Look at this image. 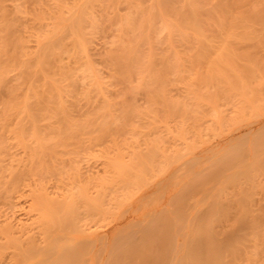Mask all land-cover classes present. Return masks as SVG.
<instances>
[{
    "label": "rangeland",
    "instance_id": "obj_1",
    "mask_svg": "<svg viewBox=\"0 0 264 264\" xmlns=\"http://www.w3.org/2000/svg\"><path fill=\"white\" fill-rule=\"evenodd\" d=\"M86 1L87 0H0V71L2 70L1 72L3 73L0 77V79L2 78L0 81V264H15L16 260H18L17 256L20 249L24 248L26 244L25 238L29 235H32L38 243L41 241L43 242L45 233L39 223L43 212L42 207L44 205L42 204L40 207L36 206L39 198L61 200L69 197L71 194H73L71 196L77 197L81 189H84V186H86V190L88 188L86 193L89 192V197L92 196L95 198L101 186H105V188H103L106 189L109 198L115 195L118 197L119 191L121 192V187L119 189L118 187L122 180L121 175L117 178L118 174H120L118 170L123 165H126L128 171L130 169L131 174L135 173V171L137 172L134 175H141L140 173H142L141 180L138 181V183H141H135L134 185L136 186L133 185L129 188V190H131L130 194L133 192L131 196L132 199L129 196L130 194L126 195L129 197L128 199L124 197L126 200H121L122 198L119 199L121 202H126L122 203L123 207L120 209L117 208V205L118 207L121 206L120 201L115 202L116 205H114V202L110 201L109 203L108 200L105 203V205L109 206L107 209L108 211L111 208L108 213L107 210L105 211L108 206H104L103 209H100L95 205V201L93 200L94 202L90 201V213L86 210L87 205L84 204V200L79 203V210L82 211L84 218H86L88 222L86 223L87 226H92H90L88 232L92 240L90 247L93 252L90 254V256H92V261H90L89 264H102L101 260H103V258L105 260L106 257L110 260L117 249V245L113 240L114 238L118 235L127 234L131 229H137L149 223L154 219L153 217H156V214L166 211L167 209L170 210L171 207V209H181L185 212L183 213V218L185 220L181 219L178 224L179 227L177 228L178 233L175 232L173 237V243L176 242L175 245H181L184 236L188 235L186 233L192 231V229L190 230V225L192 228L195 220L194 217L197 216L196 213L205 211L209 202L216 197L219 191V193H222V190V194L226 198L229 197L228 199H231L230 197H232L234 193L239 194L234 195L236 199L232 197V206L236 205V208L232 207L231 216L229 215L230 218L228 216L229 220L225 218L223 220L224 222H219L217 224L223 223V225H219V229L220 227L222 229H218V231L224 234L223 231L231 228V226L232 228L237 227L239 223L237 220L240 219L239 216L244 215L242 211L247 210L245 205H247L248 208V205L251 204L250 208H248L249 213L247 210L245 211V215L246 212L248 217L252 214L254 219L252 218L251 226H257L256 231L258 233L259 229L261 234L260 232L258 234L262 236L264 234V229H262L264 228V160H262V164L259 163V165H262L261 168L263 170L260 169L258 164V169L261 171L259 172L257 167H253V169L256 168V170H252L253 174L258 170V180L256 177L257 173L252 176L250 170L248 174V176L250 175L249 177L243 175L238 177L239 179H235L233 181L234 183H224L222 177L226 179V177L228 178L230 176V173L234 170V168L231 167L228 168L230 170L227 169L228 172L223 171L222 177L219 179L216 176H208L210 180H206L202 183L203 185L200 184L202 189H200L201 187L198 185V187L194 186L195 192L192 189L193 187L191 188V193H187L188 190L182 192L186 187H190V183L187 182L189 178V182H192V176H196L195 174L199 172H205L204 174H206L211 167L210 164L212 160L236 142L244 140L248 145H246L247 149L252 150L254 147L252 144H254V140L256 139H253V137H258L264 130V63H262V61L264 62V31L262 32L260 30V25H256L257 27L255 26L258 31L253 35L254 39L256 38L257 40H253V37H251V39H246V41L239 38H233L234 40H232L235 41V43H233L234 47L236 46V50L239 48L241 51H244V53L245 51L246 53H251L253 51L254 53L252 52L251 54H255V58L261 62V66H257V69H255L257 72L254 71L253 76V72L248 73V75L245 72L244 90L240 91L242 95L238 94V91L234 92L231 90L232 93L234 92L232 95V93L228 91L230 89H228L229 86L225 80V83L222 82L223 80H219L220 82L218 81V83L215 81L217 84L215 85L214 81L208 82L202 79L203 74L201 75L200 72H205V66L194 57L196 54L195 50H197L198 47L196 37L193 38L194 36L191 34L192 32L190 30H182V28H179L174 19V13H172L174 10L170 9V11H168L159 0H156L157 2L155 0H88L90 1L89 3ZM200 1H203L204 3L202 2V4L204 5L211 6L221 0ZM227 1L229 2L231 0ZM232 1L238 3L239 10L237 9L231 12L233 13V17H230L232 15L227 16L230 20L236 18L239 14V16H245L251 9H257L255 8L256 6L258 8L264 6V0ZM84 5L85 7H82ZM150 7H152V9L153 7L155 8L152 12H159L155 18V14L152 15V13L147 12ZM81 8H85V11L88 12L87 14L90 17L85 27L86 35L89 38L85 48L76 49L73 46L72 36H69L64 40L63 47L60 49L58 55L53 58L51 63L42 65L37 63V55L40 52V42L48 41L53 38L54 33L57 32V27L59 26L60 30L64 25L70 23L71 14L73 13V17V15L82 10ZM242 12L245 13V15L242 14ZM148 13L150 15H148ZM128 18L132 21L129 25L126 23V19ZM7 19H9L10 22L6 21ZM153 20L156 21L155 25ZM171 21L174 23L173 25L175 28L171 25ZM142 22L145 26L144 24L141 25ZM5 23L6 25L12 24L13 30L9 25L7 26L11 28L9 29L8 27L7 30ZM207 24H209L207 25L208 31L213 28L216 32L211 30L210 33L216 34V23L209 21ZM166 25L168 28H166ZM210 26H212V28ZM1 28L5 30V33L8 32L6 34L8 38H6ZM174 29H176V31H173ZM180 30H182V33ZM183 31L185 33L187 32L186 34L188 36H186V34L183 35ZM172 32L174 33L172 34ZM2 34L4 39L6 38V40H3L4 42L6 41L7 44L3 43ZM147 35L148 40L146 41L144 39ZM12 40H14L13 43ZM16 40L18 43L20 42V45H14ZM151 40H154L152 44L150 43L152 42ZM138 43H141V47L142 43H145L142 48L140 47L141 52L144 53L142 56L143 58L145 57V59H143L144 62L148 60L144 63L145 66L143 63L142 65L140 63V67L142 66L141 69L144 71L141 72V69L138 67L141 74L137 72L139 69L136 68L137 70L134 69L135 72L133 70V73H135L133 76H131L132 73L130 75L127 74V76L126 74L121 75L116 69L117 66L113 56L118 54V51L121 52L130 47V45L132 46V44ZM152 55L156 60H153ZM147 56L148 58H146ZM163 59L164 61L161 63ZM157 60L158 62H156ZM166 60L169 62L171 60V62L168 63ZM155 62L156 64H153ZM164 62L171 65L167 68V73L161 70L165 69ZM197 62L199 63L198 65ZM157 64H159V66ZM87 65H90L91 68L85 71ZM153 67L155 69H153ZM62 68H65L68 72L66 77H62L61 74H59ZM144 68H147L146 71ZM260 68H262L263 71H261ZM241 69L242 67L240 70ZM158 71L166 75V78L162 77L163 83H157L155 81L156 75L159 74ZM153 72L155 74L154 76L151 75ZM138 73L140 75H138ZM148 75H151L150 78ZM146 76L149 80L152 79L150 83L152 82L151 84H154V87L155 84L156 86L158 85L159 88L163 85L162 91L161 89L158 90V86L153 88V85H150L151 87H148L150 83L145 85L147 83L145 81L148 80ZM198 76H200L199 78H201L204 83L199 80ZM247 79H249L248 82ZM206 82L208 85L205 86V84H207ZM143 85H145V88H143ZM209 85L212 86L209 87ZM225 86H227L226 88L228 90L224 88ZM156 88H158L157 92L161 91L163 93L161 96L162 98H159L161 101L156 100L160 97L159 94L156 95L155 92V95H153V91H156ZM219 88L224 89H222L223 91H219L217 90ZM248 88L252 90V92H248ZM257 88L260 90L257 91ZM218 91L219 93L222 91V94H219ZM226 91H228V93H225ZM243 92H246L245 95L248 98L243 95ZM165 97L166 100H163ZM162 101L164 102L162 103ZM166 101L173 106H179L178 108L181 111L179 112V109H174L175 111L173 109L172 111L169 110L166 106ZM177 102L181 105H178ZM53 103L54 105H52ZM46 104L52 105V108H50V106L46 107ZM181 108H183L185 112ZM166 109L168 112H166ZM177 112L181 114H177ZM254 112H256V115L253 114ZM64 119L69 120L72 124L77 123L82 126L78 135L73 136L66 132L67 124L64 123ZM93 122H95V125H92ZM35 123L38 125L41 135L35 132ZM100 124L103 126L105 133L102 128L93 131L95 130V126L98 128V126H101ZM65 136L67 139H65ZM63 140H66V142L63 143ZM247 141L249 142L247 143ZM52 142L60 143L58 144L60 147L57 146L59 148L56 149L57 151L55 150L56 152H52L53 150L49 146ZM43 143L44 145L50 143L44 146V148L50 149H43L45 152L41 156L42 160L36 159L37 161L35 162L33 154L35 148L37 146L40 150L41 148L39 146L41 144L43 145ZM149 144H155L159 146H157L158 148H161L160 155L164 160L163 158L157 159L160 157L159 155L156 157V163L153 165L146 164L141 156L147 152H144L145 150L150 148ZM188 147L190 152L188 150L184 151ZM31 149H33V152ZM263 149L264 144L260 149L259 158L264 157ZM182 151L184 152L178 155L179 152L181 153ZM171 154L173 155L171 156ZM133 157L135 160H132ZM176 157H178L177 160ZM166 161H168L167 165ZM112 162L114 167H112ZM135 162L137 164H135ZM159 162H161V166H159ZM202 162L204 163L201 164ZM130 163L132 165H129ZM183 164L186 168H182ZM142 165H144V167ZM242 166L241 169L246 168L245 164ZM134 167H136V170ZM138 167L142 168L139 169ZM155 169L157 172H155ZM189 169L191 171H189ZM147 170H149V172H147ZM150 171L153 173L151 174ZM241 177L245 178L243 179ZM240 179L242 181H239ZM186 183H188L187 186ZM250 183L251 186H248ZM214 184H216L215 187ZM232 185H235L234 188ZM243 186H245L246 189H243ZM79 187L80 191L78 192ZM133 187L134 189L132 190L131 188ZM210 187H212V190ZM228 188L232 192L229 191ZM235 188L238 190H235ZM240 188H242L243 191ZM136 189L140 190H138L139 193H137L138 191ZM204 191L207 193H202ZM209 191L210 193L208 195ZM239 191H241V193ZM164 193L165 196H163ZM181 193L187 194H184L186 200L184 198L183 200L181 199ZM194 193H196V195ZM134 194H136V196ZM228 194L231 195L229 196ZM243 194H246L245 196L248 198H245ZM189 195L190 197L192 196V198L188 199ZM252 195H254V200ZM199 198L203 201L200 202ZM247 200H251V203ZM198 201L199 203L197 205ZM93 203L94 206L92 205ZM192 203L195 204V207L192 206L194 205ZM166 207L168 208L166 209ZM116 209H118V213L116 212L117 215L115 212H112ZM238 209H240V211ZM241 209L243 210L241 211ZM234 211H236L235 213L237 215H234ZM234 216L235 219L232 218ZM247 216L246 219L248 220ZM236 217H238L237 220ZM225 220L228 221L225 223ZM233 220H236V222ZM254 220L262 227L259 228L258 224H254L256 222L253 223ZM143 221L147 222L143 223ZM232 221L235 223L232 224ZM135 222H138L139 226L138 224L135 225ZM247 227L249 228V226ZM247 227L245 229L250 232V229ZM90 229H93L92 232H90ZM245 229L243 232L246 234L247 231H245ZM243 232H238V241L245 238L243 241L246 243L243 241H241L243 242L241 243L239 241L240 248L238 250L239 253L235 255L236 258L234 259L232 256H228L229 260H231L230 264H249L248 260H252L250 258L253 256L255 259H253V261H256V264H264V237L262 238L260 236L259 238L256 233L255 239H251L255 241L257 237L259 238H257L256 244H259L257 247L255 244L256 241H249L248 235H245ZM242 234L245 236H242ZM20 239H24L25 243L23 241L21 242ZM100 239L103 240V244ZM246 239H248V241ZM241 244L242 248L245 246V249L241 248ZM253 244L255 249H253ZM95 245L97 247H95ZM101 246L104 247L103 250L100 248ZM99 248L100 251L98 250ZM240 250L243 252L241 253ZM108 252L111 253L109 254ZM255 252H258L256 256ZM238 254H240V256ZM253 261H251V263Z\"/></svg>",
    "mask_w": 264,
    "mask_h": 264
},
{
    "label": "bare ground",
    "instance_id": "obj_2",
    "mask_svg": "<svg viewBox=\"0 0 264 264\" xmlns=\"http://www.w3.org/2000/svg\"><path fill=\"white\" fill-rule=\"evenodd\" d=\"M90 1L87 0L86 2L89 3ZM159 1L163 4V6H164L165 9H168V11H170V9L171 10H174V12L172 11V13H174V19H175V21L177 23V26L179 28H182V30L183 29L190 30L192 32L191 34L194 36L193 38L196 37L197 43H198V47H197V50H195L196 54L194 55V57H196L197 60L199 62H201L205 66L204 67L205 72L204 71H201L200 72L201 75L203 74L202 75V79H204L205 81H208V82H210V81H212V82L214 81L215 82L216 81L217 83H218L219 80L220 81L223 80L222 82L223 83L226 82L227 85L229 86L228 89H230V90H228L226 88L227 86H225L224 88H226V90H228L230 92H231V90L234 91V92L235 91H238L239 92L238 94L242 95V93H240V91H243L244 90V80H245L244 79V76H245L244 74L247 73V75H248V73H252L253 72V74H252V76H253L254 75V71H256L255 69H257V66L258 67L261 66L260 65L261 62H259L255 58L256 57L255 54L254 55L251 54L253 51L251 53H246V51H245V53H244V51H241L239 48L237 50H239L241 52L237 51L235 49L236 46L234 47L235 41H232V40H234L233 38H239V39H242V40H245V41H246V39H249V38L251 39V37H253V35H255V33L258 31V30H256V27H257L256 25H260V27H261L260 30L262 32L264 31V6L263 7H259V8L256 6L255 8H257V9H254L253 7H250V8H253V9H251V10L249 9L250 11L248 10L249 11L248 14L246 13V15H245V13L242 12V14H244L245 16H243V15L242 16H239L240 15L239 13H238L239 15L234 14V15H237V17L230 20V19H228L229 17H227V16L232 15L233 13H231V12L238 9V3L236 1H232L231 0V1L228 2L227 0H224V1L221 0V1L217 2V3H214L211 6L202 4L203 1L201 2L200 0H159ZM82 7H85V5L82 6ZM153 9L155 10L154 7H153ZM153 9H152V7H150L147 10V12L152 13V15L155 14L154 15V18H155V16L159 12L158 13H156V11H153L152 12ZM87 13L88 12L85 11V8H83L82 10H80L77 14L73 15V17H72V14H73L72 13L71 16H70L71 17V22L70 23H67L66 25H64L60 30H59V26H58L57 27L58 29L56 28L57 29V32L54 33V37L53 38H51L48 41H42L43 40L42 39L41 40L42 42H40V52L37 55L38 56L37 63H39L40 65L51 63V61H53V58H55L58 55L60 49L63 47V44L65 42L64 40L67 37H69V36H72L73 46L76 49L77 48L84 49L85 46H86V42L89 41V38L86 35V31H85L86 22L90 18ZM167 14H168V12H167ZM148 15H150V14L148 13ZM161 16H160V19H161ZM230 17H233V15L230 16ZM154 18H152V19H154ZM6 21H9L10 22L9 19H7ZM142 21H143V16H142ZM172 21H171V25L174 27V25H173L174 23ZM209 21H212V22L216 23V27H217V33L216 34H213L212 32L210 33L211 30H213V32H216V30H214L212 28V26H210L212 29L210 31H208L207 25H209V24H207V23H209ZM9 22H7V23H9ZM61 22H63V21H61ZM131 22L132 21L130 20V18L126 19V23L128 25L131 24ZM155 22L156 21H154V25H155ZM143 24L144 23L142 22L141 25H143ZM5 25H6V23H5ZM7 25H9V24H7ZM9 26L12 27V24L9 25ZM9 26H7V30H8V27ZM144 26H145V24H144ZM166 26H164V27H166ZM177 26H176V28H177ZM11 27H9V29ZM216 27H215V29H216ZM130 28H132V27H130ZM140 28H142V27H140ZM166 28H168V26ZM56 29H55V31H56ZM146 29H147V27H146ZM1 30H2V28H1ZM12 30H13V27H12ZM12 30H11V33H12ZM141 30H140V32H141ZM182 30H180L181 33H182ZM3 31L5 33V30L4 29L2 30V32ZM173 31H176V29H174ZM178 31H179V29H178ZM7 33L8 32L5 33L6 38H8V35H6ZM173 33L174 32H172V34ZM186 33L184 32L183 35L186 34ZM3 34H2V36H3ZM145 34H147V33H145ZM188 34H190V33H188ZM150 35H152V34H150ZM140 36H141V34H140ZM186 36H188V35L186 34ZM183 37H185V36H183ZM6 38L4 39V36H3L2 40L3 39L6 40ZM193 38H190V39H193ZM258 38H259V36H258ZM255 39L253 37V40H255ZM4 40H3V43L4 44H7L6 41L4 42ZM144 40H146V41L148 40V35L145 37ZM242 40H239V41H242ZM13 41L14 40H12V43H13ZM153 41L150 42V43L152 44ZM194 41H195V39H194ZM16 42H17V40H16ZM16 42H14V45L15 46L17 44L20 45V42L19 43L18 42L16 43ZM142 42H143V40H142ZM9 43L11 44L10 41H9ZM138 44H140V45H138ZM138 44H134V45L132 44V46L130 45V47H128L127 49H124L121 52L118 51V54H116V55L113 54L114 56L112 55L113 58L115 59V63H116V66H117L116 69H117V71H119V73L121 75L122 74H124V75L126 74V76H127V74L130 75L131 73H132L131 76H133V74L135 75V73H133V70L136 69V68H138V67L141 69L142 66L140 67V63H141V65H142V63L144 65V63H146L148 61L147 60V61L144 62L143 59H145V57L144 58L142 57L144 53L141 52V50H140L141 43H138ZM143 45H145V43H142V47H143ZM248 52H250V51H248ZM141 53H142V55H141ZM145 56H146V54H145ZM155 57H156V54H155ZM146 58H148V56ZM141 59L143 60V62H142ZM258 59H260V58H258ZM153 60H156L154 58V56H153ZM163 61H164V59L162 60L161 63H163ZM156 62H158V60ZM156 62L153 63V64H156ZM166 62L170 63L171 60H170V62L166 60ZM166 62H164V63L166 65H168V66H166L164 64L165 69H161V70H164V72L167 73V71H168L167 68H169V66H171V65L168 64V63H166ZM262 63H264V62L262 61ZM198 64L199 63L197 62V65ZM157 65L159 66V64H157ZM146 66H148V65H146ZM156 66H155V68H156ZM151 67H152V65H151ZM161 67H162V65H161ZM241 67L244 70H242V69L240 70ZM90 68H91V66L90 65H87L85 71L89 70ZM155 68L153 67V69H155ZM199 68H201V67H199ZM140 69L139 70L136 69L137 72H139ZM146 69H145V71H146ZM159 69H156V70H159ZM260 69H261V71H263L262 68H260ZM1 71H0V77L3 74ZM142 71H144V70L141 69V72ZM134 72H135V70H134ZM137 72H136V74H137ZM141 72H139V73L141 74ZM150 72H149V74H150ZM198 72H199V70H198ZM139 73H138V75H140ZM59 74H61L62 77H66L68 75V72H67V70L65 68H62ZM143 74H144V72H143ZM156 74H158V73H156ZM159 74L156 75V77H155V81L157 83L162 82V80H163L164 77L166 78L165 73H164L165 76L162 74V72H159ZM124 75H123V77H124ZM151 75L154 76L155 75L154 72H153V74L151 73ZM255 75H256V73H255ZM150 76H149V78H150ZM199 77L200 76H198V78ZM126 78H129V77H126ZM149 78H148V80H149ZM152 78H154V77H152ZM1 79H0V81H1ZM148 80L145 81V82H147L145 85L149 84L150 83V80L152 81V79H150L149 81ZM199 80L200 81H203V80H201V78H199ZM224 80H225V82H224ZM248 80L249 79H247V82H248ZM251 80L254 81L253 79H251ZM216 82H215V85H217ZM141 83H143V82H141ZM151 83L148 85V87L150 85H153V88H155V87L158 86V85L156 86V84H155V87H154V84H151ZM203 83H204V81H203ZM210 84H212V83H210ZM145 85H143V88H145L144 87ZM206 85H208V83L205 84V86ZM210 86H212V85H209V87ZM223 86H224V84H223ZM158 88H159V86H158ZM158 88L155 89L156 91H153V95H155V92H156V95L159 94V96H160L156 100H159V98L161 99L162 98L161 96L163 95V93L161 92L162 91V88H163V85L159 89ZM224 88H222V89H224ZM250 88H251V86H250ZM157 89L158 90L161 89V91H158L157 92ZM222 89L219 88L217 90L220 91ZM258 90H260V89L257 88V91ZM219 91H218V93H219ZM222 91L219 94H222ZM228 91H226L225 93H228ZM249 91L252 92V90H250V89L248 90V92ZM233 93H232V95H233ZM245 93L246 92H243V95H245ZM256 93H258V92H256ZM236 94H237V92H236ZM215 95H216V93H215ZM247 95H248V93H247ZM254 95H255V93H254ZM252 97H253V95H252ZM212 98H214V97H212ZM243 98H245V97H243ZM249 98H251V97H249ZM163 100H166V97H165V99L163 98ZM159 101H161V100H159ZM212 101H213V99H212ZM246 101H248V100H246ZM51 102H50V104H51ZM163 102L164 101H162V103ZM255 102H257V101H255ZM166 103H167L166 104L167 108L169 110H171V111H172V109L173 110L174 109L175 110L176 109H179L178 108L179 106H177V105L173 106L170 103H168L167 101H166ZM177 104L178 105H181L178 102H177ZM52 105H54V103ZM164 105H165V103H164ZM47 106H50V105H47L46 104V107ZM51 106H50V108H52ZM257 106L260 107L259 105H257ZM181 109H183V108H181ZM171 111H169V112H171ZM178 111L180 112L181 110L179 109ZM183 111H184V109H183ZM183 111H182V114H183ZM166 112H168L167 109H166ZM179 112H177V114ZM255 113L256 112H254L253 114H255ZM179 114H181V113H179ZM184 115H181V116H184ZM125 116H126V114H125ZM34 120H37V119H34ZM69 122H70L69 120L64 119V123L67 124V128H66L67 131L66 132H68L70 135L72 134L73 136L78 135V133L82 129V126L79 125V124H77V123L76 124H74V123L72 124L71 122L69 124ZM94 123L95 122H93L92 125H95ZM92 125H91V127H92ZM102 125L101 126H98V128L95 126V130H93V131H97V129H100V128L103 129V126ZM104 125H105V123H104ZM106 130H108V129H106ZM39 131H40L39 130V127L35 123V132L38 133V135H41L39 133ZM99 132H98V135H99ZM104 133H105V130H104ZM257 133H259V132H257ZM257 133H255V134H257ZM36 138H37V136H36ZM254 138H256V139L254 140V144H252V145H254V147H253L252 150H248L247 149V146L248 145L246 144V141L241 140L239 142H236L232 146L228 147L224 152L218 154L214 158V160H212V163L210 164L211 167H210L209 171L206 174H204L205 172L204 173H202V172L201 173L200 172L199 173L196 172L198 174H195L196 176H194V177L192 176V178H193V179H191L192 182H189L190 178L187 181L188 183H190V187L189 188L186 187V189L185 190H182V192L188 190L190 192L187 191V193H191V188L192 187H193L192 189L194 191L195 187H198V185L204 183L206 180L209 179V177H212V176L215 177L216 176L219 179L220 177H222L223 171L228 172L227 169L228 168H231V167L234 168V170L230 173V176L228 178L226 177V179H224L222 177V180H223L224 183H229V182L232 183L235 179H237L238 177L243 176V175H247L248 176L250 170H251L250 171L251 172L250 174L252 176L254 174H256V173H257L256 174V177H257V175L259 176L258 173L261 170L258 169L259 168L258 165H259V163L262 164V162H263L262 160H264V157L263 158H259V155H260L259 152H261L260 149H261L262 145L264 144V130H263V132L260 135H258V137L256 136V137H253V139ZM65 139H67L66 136H65ZM63 141H64L63 143L66 142V140H63ZM248 142L249 141H247V143ZM252 143H253V141H252ZM39 144H40V142H39ZM48 144H50V143H48ZM58 144H60V143L59 142H52L49 145L50 148L53 150L52 152H54L56 149H58L60 147V145H58ZM150 144H149V147L150 148H148V150H145L144 151V152H146V151L147 152L144 153V154H142L141 158L144 159V161L146 162V164L153 165L154 163H156L155 160L162 159L163 157H161V155H160V152H161L160 149L161 148H158L159 147L158 145H157L158 146L157 147L155 144L154 145L153 144L150 145ZM47 145H44V143H43V145L41 144L39 146L41 148L40 150L37 147L38 146V143H37L36 148L34 147L35 148V151H34L33 154H34L35 162L38 159L42 160L41 159V156L45 152V151H43V149L44 150L50 149V148H44V146H47ZM57 146H59V147H57ZM188 149H189V147L187 149H185L184 151H186ZM31 151L33 152V149H31ZM178 151H181V150H178ZM184 151H182L181 153L179 152L178 155L182 154ZM159 155H160L161 158L159 157V158L156 159V157H158ZM172 155L173 154H171V156ZM169 157H170V155H169ZM177 158L178 157H176V160H177ZM142 159H141V161H142ZM132 160H135L134 157H133ZM163 160H164V158H163ZM138 161H139V157H138ZM189 161H190V159H189ZM209 161H210V159H209ZM136 162H135V164H137ZM161 162H162V160H161ZM161 162H159L160 163L159 166L162 165ZM39 163H40V161H39ZM133 163L134 162L132 161V164ZM157 163H158V161H157ZM167 163H168V161H166V165H167ZM203 163L204 162H202L201 164H203ZM132 164L130 163L129 165H132ZM141 164H142V162H141ZM184 164H183V167L182 168H186L184 166ZM244 164L246 165V168L245 169H241L243 167L242 165H244ZM118 166H119V164H118ZM142 166L144 167V165H142ZM170 166H172V165H170ZM259 166H260V169H262L261 168L262 165H259ZM112 167H114L113 166V162H112ZM119 167H116V168H119ZM192 167H194V166H192ZM253 167H257V169L259 170V172L257 170V172L256 173L254 172V174H253L252 173V170L253 171L256 170V168L253 169ZM134 168L136 170V167H134ZM141 168H139V169H141ZM150 170H152V169H150ZM165 170H167V169H165ZM228 170H230V169H228ZM118 171H119L120 174L117 173ZM118 171L116 172L118 174V177L117 178H119L120 175L122 176V178H121L122 180L119 179L121 181H120V186L118 187V189L121 187L120 189H121V192L122 193L119 191L118 197L115 195V196H112L111 198H109L108 195H107L106 189H104L105 186H103L104 187L103 188L100 185L101 186L100 187L101 189L100 188H99L100 190L98 189V191H97L98 193L96 194L97 196L95 198L92 197V196L91 197L88 196L89 192L86 193V191L88 190V188L86 190V188H85L86 186H84V189H81V191H80V187H79L78 192L79 191L80 192L78 193V196L77 197L76 196H71V195H73V194H71V195H69V197L63 198L61 200H53V199H45V198L42 199V198H39L36 206L37 207H40V206H42V204L44 205L42 207L43 212H42V215H41V219H40V223L39 224H40L42 230H44L45 238H44L43 242L41 241L42 243L40 241H39L40 243H38V241L36 239H34V237L32 235H29L27 238H25L26 244H25V246L23 245L24 248L20 249V252H19V254L17 256V259L18 260L15 259L16 260L15 264H28V263L29 264H89L90 261H92V259H91L92 256H90V254L93 253L91 251V247H90L91 244H92V240H91V238L89 237V234H88L89 228H90L91 225L89 227L87 226L86 223H88V222H87L86 218H84L82 211L79 210L80 209L79 203L82 202V200H84V204L87 205L86 206V210L89 211L90 208H91L90 207L91 206L90 205V201H93V200L95 201V205L98 208L103 209L104 206L105 207L108 206V205H105V203L108 200H109V203H110V201H112V202H114V205H116L115 202L120 201L119 199H121V198H122L121 200L128 199L129 197H127L126 195L127 194H130V191L131 190H129V188L132 187L135 183H138V181L141 180L142 173H140L141 175H139V174L138 175L137 174L134 175L137 171H135V173H133L132 170H131V172L133 173V174H131L130 173V169L128 171L126 165L121 166ZM189 171H191V170L189 169ZM147 172H149V170H147ZM155 172H157V170ZM158 172H159V170H158ZM186 172H187V170H186ZM150 173H151V171H150ZM158 175H159V173H158ZM261 175H263V174H261ZM147 177H149V176H147ZM155 177H157V176H155ZM241 178H243V177H241ZM252 178H254V177H252ZM248 179H250V178H248ZM248 179H247V181H248ZM257 180H258V177H257ZM151 181H153V180H151ZM213 181H215V180H213ZM239 181H242V180L240 179ZM245 181H243V182H245ZM235 182H238V181H235ZM243 182H242V185H243ZM251 182H252V180H251ZM139 183H141V182H139ZM188 183H186V186H187ZM142 184H144V183H142ZM216 184H214V187L216 186ZM246 184H245V186H246ZM134 186H136V185H134ZM234 186L232 185L233 188H234ZM245 186H243V189L245 188ZM248 186H251V183ZM200 187H201V185H200ZM135 188H137V187H135ZM211 188L212 187H210V189ZM237 188H238V185H237ZM237 188H235V190ZM131 189L133 190L134 187L131 188ZM139 189H136V190L138 191ZM182 189H183V187H182ZM200 189H202V187ZM230 189H231V187H230ZM230 189H229V191H231ZM240 189L242 190V188H240ZM250 189H251V187H250ZM128 191H129V193H128ZM137 191H134V192H137ZM139 191L137 193H139ZM225 191H227V190H225ZM219 192L216 195V197L209 202L207 208L206 209L204 208L205 211H201L199 213H196L197 216L195 215L196 217H194L195 220L193 222L192 228H191V225H190V230L192 229V231L186 233L188 235L184 236V239H183V242H181V245H175L176 242L173 243V240H174L173 237H174V233L178 231L177 228L179 227L178 226L179 222L181 221V219L182 220L184 219L183 218V213H185V212H183V210H181V209H177V210L171 209L172 207L170 205V207H171L170 210H168L167 209L168 207H166V209H167L166 211H163V212H160V213L156 214V217H153L154 219L151 220L149 223L143 225L144 222H147V221H143V223H142L143 226L138 227L137 229H131L130 231H128L127 234L118 235L116 238H114L113 240H114V242L117 245V249L113 253V257L110 260L107 259L108 257H106L105 260L103 258L104 261L101 260V263L102 264H230V261L231 260H229V257L228 256L230 255V256H232V258L235 259L236 258L235 257L236 253H239L238 252V250L240 248L239 247L240 246L239 241L241 242V241L245 240V238H242L243 240H241L240 239L241 236H240V238H239L240 240L238 241V237H239L238 236V232L239 233H242L244 231V229L247 226H249V228L248 227L247 228L250 229V232H249V230L247 231V229H245V231H247V232H246V234H245V232H243V233L245 235H248V239H250L249 241H254L255 236H256V233H257V231H256L257 226H255V227L253 225H252L253 227L251 226L252 220L254 219L252 217V214L250 215V217L247 216L248 215L247 212L249 213L248 208H250V206H251V204H250L251 203L250 202L251 200L250 201L247 200V201L250 202V203L247 202L250 205H248V208H247V205H245L246 206V209L248 210V211L245 210V211H247L246 212V215H245V211H242L243 209H241V211L244 212V215H241L240 214L241 215V216H239L240 219H238V217H236V220L238 219L237 221H239V223L237 224L238 226L235 227V228H232V226H231V228L226 229L225 231H223L224 234H221V232H219L218 229H219V225H223V223H220L219 225H217V224L219 222H224L223 220L225 218H228V216L232 212V209L233 208H236V205L235 204H234L235 206H232L233 200H231L232 197H234V195L236 193H234V195L232 197H230L231 199H228L229 197L226 198L222 194L223 193V190H222V193H219ZM239 192L241 193V191H239ZM196 193H194V194L196 195ZM202 193H207V192L204 191ZM209 193H210V191L208 192V195H209ZM247 193H248V190H247ZM132 194H133V192L129 196L131 197ZM184 194L185 193H181V195H180V197H181L182 200L184 198ZM237 194H239V193H237ZM134 195L136 196V194H134ZM134 195H133V197H134ZM185 195H187V194H185ZM228 195L230 196L231 194H228ZM245 195L246 194H243V196H245ZM248 195H249V193H248ZM163 196H165V193H164ZM241 196H242V194H241ZM124 197H126V199ZM252 197H253V200H254V195H252ZM189 198H192V196L190 197V195H189L188 196V199ZM202 198H203V196H202ZM204 198H206V197H204ZM245 198H248V197L245 196ZM131 199H132V197H131ZM184 199L186 200V198H184ZM199 199H200V202L203 201V200H201V198H199ZM249 199H250V197H249ZM42 201H44V202H42ZM123 202L124 201H122L120 203L121 204V206L119 205L120 207H118V205H117V208L118 209H120L121 207H123V204H122ZM124 203H126V202H124ZM163 203H165V202H163ZM163 203H161V204H163ZM198 203H199V201L197 202V205H198ZM111 204H113V203H111ZM169 204H170V202H169ZM192 204H194V203H192ZM236 204H238V203H236ZM92 205L94 206V203ZM192 206L195 207V204L192 205ZM242 207H243V204H242ZM108 208H109V206L106 207L105 211ZM110 209H109V211L107 210L108 213L110 212ZM118 209L113 210L112 212H115L116 213ZM234 210H236V209H234ZM238 210L240 211V209H238ZM89 212L91 213V211H89ZM235 212L236 211H234V215L236 214ZM117 213H116V215H117ZM137 214H140V213H137ZM122 215H123V213H122ZM133 216H135V215H133ZM151 216H153V215H151ZM230 216H229V218H230ZM232 216H233V214H232ZM246 216L248 217V220L246 219ZM112 217H113V215H112ZM186 217H188V216H186ZM229 218H228V220H229ZM232 218L235 219V216L232 217ZM113 219H114V217H113ZM186 220H187V218H186ZM228 220H225V223ZM236 220H233V221L236 222ZM233 221H232V224L235 223V222L233 223ZM247 221H249L250 223L247 222ZM255 221L256 220H254L253 223ZM137 224H138V222L135 225H137ZM191 224H192V221H191ZM247 224H249V225H247ZM254 224H258V227L259 228L262 227V226H260V224L257 221ZM138 226H139V224H138ZM228 226H229V223H228ZM220 229H222V228L220 227ZM262 229H264V228H262ZM92 230L90 229V232H92ZM259 232L261 234V231H259V229H258V233ZM258 233H257V236H259ZM244 234H242V236H245ZM263 235L262 236L260 235V236L263 238L264 237ZM260 236H259V238H260ZM252 238H254V239L251 240ZM257 238L255 240L256 242L254 241L255 244L257 243ZM248 239H246V240L248 241ZM17 240H16V243H17ZM20 240H21V242L23 241L25 243L24 239L23 240L20 239ZM20 240H19V242H20ZM102 241L103 240H101V242ZM243 242H241V243H243ZM10 243H9V245H10ZM12 243H13V240H12ZM24 243H22V244H24ZM115 243H114V245H115ZM244 243H246V242H244ZM102 244H103V242H102ZM104 244H106V243H104ZM96 245H95V247H97ZM244 245H246V244H244ZM256 245L258 247L259 244H256ZM20 246H22V245H20ZM253 246H254V244H253ZM17 248H18V246H17ZM100 248H102V250H103L104 247L101 246ZM100 248L98 249L99 251H100ZM241 248H242V244H241ZM243 248L245 249V246ZM253 249H255V246H254ZM256 250H258V249H256ZM105 252H106V250H105ZM242 252L243 251H241V253ZM258 252H255V256H256V254H258ZM253 254H254V252H253ZM238 255L240 256V254H238ZM253 257L250 258L252 260H248V263L249 264L251 263V261H253V259H254ZM234 259H232V260H234ZM256 260H257V258H256ZM253 262L251 264H256V261H253ZM98 264H100V263H98Z\"/></svg>",
    "mask_w": 264,
    "mask_h": 264
}]
</instances>
